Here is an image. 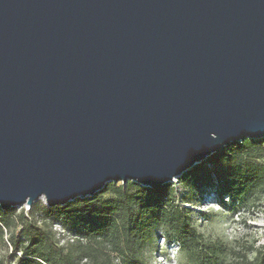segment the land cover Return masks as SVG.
Listing matches in <instances>:
<instances>
[{
    "label": "water",
    "instance_id": "1",
    "mask_svg": "<svg viewBox=\"0 0 264 264\" xmlns=\"http://www.w3.org/2000/svg\"><path fill=\"white\" fill-rule=\"evenodd\" d=\"M261 137L264 0H0V209Z\"/></svg>",
    "mask_w": 264,
    "mask_h": 264
},
{
    "label": "trees",
    "instance_id": "2",
    "mask_svg": "<svg viewBox=\"0 0 264 264\" xmlns=\"http://www.w3.org/2000/svg\"><path fill=\"white\" fill-rule=\"evenodd\" d=\"M262 158L264 137L231 142L184 171L179 183L189 193L199 186L214 188L221 206L243 205V197L253 190L264 195ZM108 192L111 196L102 199ZM223 195L228 201L222 200ZM189 199L180 197L170 182L157 188L132 180L109 182L94 194L63 205L42 204L40 211L33 205L28 211L0 209V239L7 236L6 247L15 254V264H146V246L155 244L158 234L176 242L192 264H264V244L248 246L254 253L250 258L244 247L226 252L220 241L208 243L185 205ZM70 221L77 222L78 229L69 227ZM56 222L85 242L60 244L52 230ZM17 227L21 229L16 233Z\"/></svg>",
    "mask_w": 264,
    "mask_h": 264
},
{
    "label": "rangeland",
    "instance_id": "3",
    "mask_svg": "<svg viewBox=\"0 0 264 264\" xmlns=\"http://www.w3.org/2000/svg\"><path fill=\"white\" fill-rule=\"evenodd\" d=\"M259 161L264 162V158L259 159ZM179 179L180 176L173 179L170 183L173 187L177 188L180 197L190 198L189 200L191 201L187 205L191 209H194V202H199L200 205H196L195 210L208 214L207 219L204 217V221L199 216L200 212H197V215L195 213L196 218L200 220L198 224L196 223L198 231L203 233L205 240L208 243L209 241H220L224 245V248H226V252L232 248L239 249L244 247L246 252L248 251L249 257H253L254 253L247 247L252 246L257 248L264 244V230L260 226L264 224V195L261 196L259 192L253 190L243 197V206H238V208L233 204H230V207L221 206L217 202V195L209 187L199 186L189 193V190L184 189L180 185ZM110 196L109 192L105 193L102 195V199ZM42 204L45 203L40 198L32 205L40 211L44 209ZM15 208L17 212L22 209L21 207ZM25 208L28 211L27 209L29 208ZM237 209L239 210L237 211ZM192 213L194 214V212ZM61 221L66 222L63 219ZM67 224L69 227L78 229L77 222L75 221L67 222ZM20 229V227L14 228L16 233ZM6 237L5 235L3 239H0V264H15L17 258L11 249L6 247ZM143 256L146 264H192L184 252L181 250L177 251L162 238L158 239V242L155 244L153 242L148 243Z\"/></svg>",
    "mask_w": 264,
    "mask_h": 264
},
{
    "label": "built area",
    "instance_id": "4",
    "mask_svg": "<svg viewBox=\"0 0 264 264\" xmlns=\"http://www.w3.org/2000/svg\"><path fill=\"white\" fill-rule=\"evenodd\" d=\"M209 189H211L212 191H214L213 193H215L216 195H217V193H216V191H215V189L214 188H209ZM224 198H226V200L225 201H228L227 199L229 198L227 195H223V197H222V200L224 199ZM216 200V199H215ZM217 202L220 204V202H219V197H218V195H217ZM189 209H191L190 207H189V205H187V203L185 204ZM199 205H200V203H199ZM199 205H197V206H199ZM221 205V204H220ZM195 206H196V204H195ZM195 206H193V208L194 209H191V211L192 212H194V214L192 213V215L194 216L193 218H195V221H196V223L198 224V222H200V220H198V218H196L197 216H195V213H196V215L198 214L197 212H200V211H198V210H195L196 208H195ZM238 206H243V205H236V207L238 208ZM23 208H25V207H27V206H22ZM235 207V208H236ZM29 208V207H28ZM239 209H237V211H238ZM201 213H205V212H200L199 213V216H201V218H202V220H204L205 221V218L202 216V214ZM201 218H199V219H201ZM261 227H262V229L264 230V224H262V225H260ZM52 230H53V232L55 233V237L56 238H58L59 239V243L61 244H64V243H66V242H75V240L76 239H80L81 241H83V242H85V239L84 238H82V237H80V238H78V237H76V235L75 234H73V233H70L69 231H67L62 225H61V223H59V222H56L55 224H53V226H52ZM160 238H162V239H164L166 242H167V244L169 243L173 248H175L177 251L179 250L178 249V245L176 244V242H174V241H168L166 238H165V236L164 235H162V234H158V237H157V242H158V239H160ZM114 260L116 261L115 263H117L118 262V259L116 258V257H114Z\"/></svg>",
    "mask_w": 264,
    "mask_h": 264
}]
</instances>
